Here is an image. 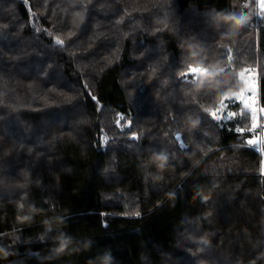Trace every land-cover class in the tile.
I'll return each instance as SVG.
<instances>
[{
	"label": "trees",
	"instance_id": "obj_1",
	"mask_svg": "<svg viewBox=\"0 0 264 264\" xmlns=\"http://www.w3.org/2000/svg\"><path fill=\"white\" fill-rule=\"evenodd\" d=\"M92 2L0 0V18L18 29L0 47L8 57L29 54L18 62L0 56V144L16 150L0 159V246L10 252L0 264H90L106 252L113 264H264L262 153L246 135L203 124L205 113L219 120L224 103L228 119L253 116L229 104L245 86L244 71L264 66L258 0L248 11L235 9L244 0ZM228 3L232 19L223 15ZM77 11L85 15L79 26ZM47 64L48 76L36 79ZM193 68L206 72L181 78ZM170 113L180 115L166 120ZM184 131L192 147L183 151L175 138ZM132 133L152 135L139 150ZM61 234L70 243L57 252Z\"/></svg>",
	"mask_w": 264,
	"mask_h": 264
},
{
	"label": "snow or ice",
	"instance_id": "obj_2",
	"mask_svg": "<svg viewBox=\"0 0 264 264\" xmlns=\"http://www.w3.org/2000/svg\"><path fill=\"white\" fill-rule=\"evenodd\" d=\"M23 2L26 5L28 4V0H23ZM88 3L91 4L93 8L96 7V5L93 4L92 0H88ZM254 3H255V6H256V0H254ZM252 5H253V0H244V3L242 5V7L240 5H237L235 7V9H243L244 11H248V9L252 8ZM29 7H30V5H29ZM224 8H228L229 10L225 11L223 13V15L225 17L229 18V19H232V17L230 16L231 11L234 10L232 4L228 3ZM258 14L261 15L262 17H264V9H261L258 12ZM216 15L217 16L221 15L220 10H218L216 12ZM255 15H256V13H253L251 20L248 21L247 23L241 25L240 29H243L244 31H247V28H248L249 24H251L252 21L254 20ZM84 21H85L84 13L80 12V11L75 12L74 18L72 19V24L76 25V26H79V25L83 24ZM119 22L120 21H117V23H119ZM167 27H168V25L165 24L164 28H167ZM9 29H14L13 31H17L18 30L17 27L15 26L14 22L11 21V18H9V19L0 18V44H2L3 41L7 40V36L3 35V34H5V32L7 30H9ZM36 31L39 32L41 30L37 29ZM160 31H161V29L157 28V29H155V32L153 34H155L156 32H160ZM48 35L51 36L52 34L48 33ZM74 35H76L75 32H73V31H69L68 32V36L69 37H72ZM128 35H129L128 32H124V36L125 37H127ZM55 42L58 45H64L65 44V41L61 40L59 38H57ZM91 48H92V45L90 44L89 45V49H91ZM181 48H183L182 44H181ZM144 54L145 53L143 51H141L138 56H135V58L139 59V58L143 57ZM0 56L8 57V53L4 51L3 47H0ZM27 56H29L28 53L21 51L19 54L15 55V56L8 57V59L18 62V61L22 60L23 58H25ZM164 59L168 61L169 60V56H167L165 54ZM255 68H256V70H255V74L254 75H255V82H256V96L253 99H255L258 102V107L259 108H264V92H261V87L264 86V66L257 65ZM51 69H53V65L52 64H47L46 67H44L42 70H40V74L41 75H38L35 78L36 79H40L41 76L47 77L48 73H49V71ZM0 70H3V66L2 65H0ZM55 76L56 75H54L53 77H55ZM193 76H197V72L195 70H189L187 72H183V71L181 72V78H183V79L192 78ZM150 82H151V80H150ZM81 83H82V86H83L84 90L87 91L88 90L87 82L86 81H82ZM164 83H168V81L166 80V81H164ZM50 91L54 92V91H56V89L52 88V89H50ZM157 95H158V93H157ZM90 98L93 100L94 103L97 102V98L95 96H91L90 95ZM66 99L69 102H72V101L77 100V97H73L71 95H68V96H66ZM240 103H241V101L234 100L233 103L229 104V108L231 109V108L239 107ZM2 104H3V102L0 101V105H2ZM76 106L77 105H74V107H76ZM4 107H7V105H4ZM193 107L194 108H199V105H194ZM179 115L180 114L172 115L170 113L168 115V117H166V120L167 119H171L172 121H175L176 119H178ZM249 115H250V119H249ZM205 116H206V119L203 122V124L205 126H207L209 124L210 125H214L217 128L221 129L222 131L233 132V133L236 134V136H244V135H246V136L249 137L245 141L246 145L249 146V148L259 145L260 153H264V144H261V142L259 140L253 142V137L257 136L258 134H260L262 132V130H264V129H262V126H261V123H260L261 121H264V116H259L258 115V117H257V127L254 130L251 127V121L253 119V116H252V113L249 112V111L237 112L231 119H228V120H224V119H219L218 120L214 116H212L211 114H208V113H205ZM121 117L124 119L123 116H121ZM3 119H4V117L0 116V120H3ZM249 120H250V125H248L247 127L237 126V125L243 124L245 121H249ZM225 121H227V123H225ZM229 125H232V127H229ZM132 126H133V120H130V122L128 124V130H131ZM70 134L71 133H69V135ZM146 135L148 137L149 135H152V134L148 133V134H145V135H141L140 133H135V134L132 133L131 139L138 142L137 147H138L139 150H140L141 144H142L143 140L145 139ZM175 139H176L175 147L177 149H182L184 151L185 150V146L192 147V145H190L188 143V140L190 139V134L187 131L179 133L178 137H176ZM20 147L23 148L24 145L21 144ZM15 151H16L15 148L12 147L11 145H8L7 147H5V145L0 144V159L7 160ZM27 152L29 154H31L33 152V148H31V147L27 148ZM5 168H6V164L3 165V166H0V190H2L4 188V186H5V180H4L3 175H2V173L5 170ZM104 171L107 172L108 169L105 168ZM22 175H23V177L25 179H27L28 176H29V172L28 171H24L22 173ZM188 175H190V173H181L182 179L186 178ZM16 187L22 188L23 185H16ZM175 194L178 195L179 193L176 192ZM202 200L204 202H208L207 200H204L203 198H202ZM20 205H22V203H20ZM100 215L107 216L108 214L107 213H101ZM125 215H127V214H125ZM133 215L135 217H141L142 213L140 211H136ZM104 226L107 227V223L106 222L104 223ZM17 239L18 238H13L12 244L8 245V247L12 248L15 245ZM38 239L41 240V241H44L45 238H44L43 235H41V236L38 237ZM189 251L191 252V249H189ZM197 252H203V248H197ZM192 255L196 256V253H192ZM198 259H200V258H198ZM112 264H113V260H112ZM248 264H255V262H254V260H250L248 262Z\"/></svg>",
	"mask_w": 264,
	"mask_h": 264
},
{
	"label": "rangeland",
	"instance_id": "obj_3",
	"mask_svg": "<svg viewBox=\"0 0 264 264\" xmlns=\"http://www.w3.org/2000/svg\"><path fill=\"white\" fill-rule=\"evenodd\" d=\"M259 5L261 8L264 9V0H259ZM253 69V68H251ZM248 69L244 71L242 79L244 80L245 86L242 90H240L238 93L234 94L235 98L245 106L253 110V102L252 99L256 95V82H255V73L251 72ZM192 70H195L197 72V76H201L205 74L206 70L203 68H193ZM233 113L229 112L226 109V104L224 103L221 107V109L215 114L217 118L220 119H228L232 116ZM262 129H264V121L261 124ZM257 127V116L253 118V130ZM259 140L261 144H264V130L257 136L253 137V142ZM259 148V145H257ZM261 168L264 172V153L261 155Z\"/></svg>",
	"mask_w": 264,
	"mask_h": 264
},
{
	"label": "clouds",
	"instance_id": "obj_4",
	"mask_svg": "<svg viewBox=\"0 0 264 264\" xmlns=\"http://www.w3.org/2000/svg\"><path fill=\"white\" fill-rule=\"evenodd\" d=\"M156 158L165 159V162H166V157H165V155L163 153H154L152 159L155 161ZM157 167L162 169L164 167V165L157 164ZM157 178L160 179L162 177H157ZM20 207L23 208L25 206L22 204V205H20ZM28 207H29V211L30 212L41 211L40 209H36L32 205H30ZM56 220L59 223H63V220H62L61 217H57ZM45 224H50V222L49 221H45ZM55 239L58 241V245L56 247V251L57 252L64 251L65 248L70 243V238L66 237L63 234H61L60 236H57ZM9 255H10L9 250L4 248L3 246H0V259H7V257ZM112 260H113V258L111 256V253L110 252H106V253L102 254L98 259H96L94 261H91L90 264H112Z\"/></svg>",
	"mask_w": 264,
	"mask_h": 264
},
{
	"label": "built area",
	"instance_id": "obj_5",
	"mask_svg": "<svg viewBox=\"0 0 264 264\" xmlns=\"http://www.w3.org/2000/svg\"><path fill=\"white\" fill-rule=\"evenodd\" d=\"M258 6L260 7V5H259V0H258ZM255 70H256V68H253V69H251L250 71L255 73ZM255 96H256V95H255ZM255 96H254V97H255ZM254 97H253V98H254ZM252 102H253V105H254V106H253L254 109L252 110V111H253V118H254L255 116L258 117V115H259V116H264V109L258 107V102H257L255 99H252ZM262 122H263V121H261L260 123L262 124Z\"/></svg>",
	"mask_w": 264,
	"mask_h": 264
},
{
	"label": "crops",
	"instance_id": "obj_6",
	"mask_svg": "<svg viewBox=\"0 0 264 264\" xmlns=\"http://www.w3.org/2000/svg\"><path fill=\"white\" fill-rule=\"evenodd\" d=\"M261 174H263V175H264V172H263L262 168H261Z\"/></svg>",
	"mask_w": 264,
	"mask_h": 264
}]
</instances>
